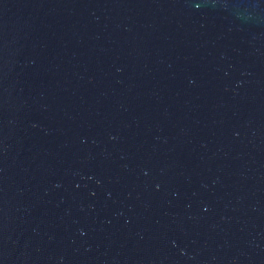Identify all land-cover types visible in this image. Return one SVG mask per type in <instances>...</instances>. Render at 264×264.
<instances>
[{
  "label": "water",
  "instance_id": "95a60500",
  "mask_svg": "<svg viewBox=\"0 0 264 264\" xmlns=\"http://www.w3.org/2000/svg\"><path fill=\"white\" fill-rule=\"evenodd\" d=\"M0 264H264V0H0Z\"/></svg>",
  "mask_w": 264,
  "mask_h": 264
}]
</instances>
